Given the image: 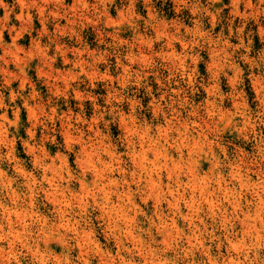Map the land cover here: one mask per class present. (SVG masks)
<instances>
[{
  "label": "clouds",
  "instance_id": "9594fccd",
  "mask_svg": "<svg viewBox=\"0 0 264 264\" xmlns=\"http://www.w3.org/2000/svg\"><path fill=\"white\" fill-rule=\"evenodd\" d=\"M0 264H264V0H0Z\"/></svg>",
  "mask_w": 264,
  "mask_h": 264
}]
</instances>
